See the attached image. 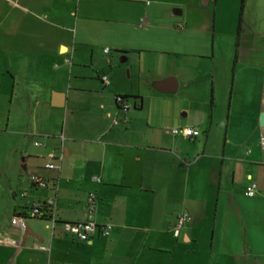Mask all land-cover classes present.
Returning a JSON list of instances; mask_svg holds the SVG:
<instances>
[{"label":"crops","instance_id":"1","mask_svg":"<svg viewBox=\"0 0 264 264\" xmlns=\"http://www.w3.org/2000/svg\"><path fill=\"white\" fill-rule=\"evenodd\" d=\"M153 5L0 0V135L16 124L5 119L13 107L24 111L19 116L27 124L10 149L15 159L4 164H15L16 174L0 192V225L10 216L11 227L21 231L13 218L50 198L61 221H82L94 193L97 224L112 226L108 237L97 232L82 243L29 218L21 241L0 238V264H264V0ZM107 48L123 55L121 62L139 61L142 76L154 74L157 61L168 56L209 52L221 63L211 69L209 97L199 91L180 103L176 95L190 82L175 75H152L155 82L140 89L147 95L131 97L129 89L102 81L116 71L98 60ZM190 68L204 75L197 65ZM169 78L178 79L176 94L154 88ZM117 96L129 100L128 112L117 107ZM186 127L200 136L172 134ZM30 147L35 153L24 158ZM61 150V171H46L48 154ZM36 174L57 187L32 185ZM252 183L258 193L247 198ZM183 213L191 221L176 238Z\"/></svg>","mask_w":264,"mask_h":264},{"label":"rangeland","instance_id":"2","mask_svg":"<svg viewBox=\"0 0 264 264\" xmlns=\"http://www.w3.org/2000/svg\"><path fill=\"white\" fill-rule=\"evenodd\" d=\"M176 1V0H174ZM144 3L148 6L154 7V0H144ZM177 23L182 25L181 19H176ZM179 25V26H180ZM208 54H205L206 56L204 58H199L197 56H188V57H183L179 60H176V56H168L165 57V60L162 61L161 63L158 60L157 65L155 66L154 74L155 77H159V75H175L178 77L179 81L183 82H190L189 88L188 89H181V91L176 95L178 98L179 102L183 101L182 103L187 104L188 99L190 97L195 96L199 91L197 96H206L209 97V91L211 89V84H212V68L214 64H220L221 61H219V56L217 57H212V55L209 52H206ZM122 58H124L123 55H121L119 52L112 51L105 59L100 58L98 59L99 61L104 63V61H108V64L111 63V67L115 69L116 71L114 72V76L111 77L109 83L110 85L113 86H120L124 87L125 89H129L128 93L132 95L131 97H138L139 95L144 96L147 95L146 93H142L140 89H143L144 91L146 90V84L148 82L151 83V85L155 82L157 78H152V75H141L142 70L141 64L139 61L136 62H130V63H123L121 62ZM96 60V61H98ZM183 66L185 65L187 68H178V66ZM190 65H197L198 69H203L204 75L199 76V71L198 70H193L190 68ZM139 66V67H138ZM141 80H140V79ZM177 79V78H176ZM177 79V80H178ZM141 81V82H140ZM143 82V84H142ZM204 93H202V90ZM149 94L154 97H159L157 92H154L152 89L149 90ZM148 98H146L147 101ZM36 104L35 103H30V107H34ZM24 111L13 107L12 113L10 115L7 114L5 116L7 118H10V122L16 123L15 126L10 128L11 133L7 134H1L0 135V192L3 190H6L8 188V183L6 180L7 176H13L15 172V164L9 169L5 167L6 162H8L9 157L10 160L15 159V153H13L10 149L12 145H15L17 142L22 141L23 133L26 130L25 129V124L22 123V119H20V114L23 113ZM58 112H65L64 111H58ZM186 111L182 112L183 114H186ZM17 115V116H16ZM30 115V114H29ZM19 116V117H18ZM4 121V120H2ZM29 122V130L33 129V125L35 123L34 118H30L28 120ZM27 122V123H28ZM39 141V140H38ZM26 153L23 154L22 156L24 158L28 157V154H34L35 150L33 148H29L28 150L25 151ZM24 153V152H23ZM5 164V165H4ZM7 172V173H6ZM3 173V175H2ZM6 173V176L4 175ZM16 174V172H15ZM1 206V205H0ZM11 217L10 216H4L2 219V223L0 225V238L1 239H6L14 242H19L22 240L24 233H22L19 230H14L11 225ZM34 227H36L38 230H40L42 233L46 234L47 232L44 229V225L42 223H37L34 221L32 223Z\"/></svg>","mask_w":264,"mask_h":264},{"label":"built area","instance_id":"3","mask_svg":"<svg viewBox=\"0 0 264 264\" xmlns=\"http://www.w3.org/2000/svg\"><path fill=\"white\" fill-rule=\"evenodd\" d=\"M111 50L109 48L104 50L105 55H109ZM69 63V61H67ZM102 81L104 84H109L108 76H103ZM117 107L122 112H128L130 110L129 100L123 96L116 97ZM174 136H180L188 140H194L200 136V130L195 128H182L174 129L172 131ZM62 143L65 142V137L62 136ZM36 146L40 144L36 142ZM261 146L264 149V136L261 138ZM64 160V153L61 150L59 154L50 153L47 156V163L44 168L49 172H60L62 162ZM30 183L38 188H56L57 184L52 181L49 182L43 175H32L30 176ZM95 182L99 183L98 179H94ZM258 193V186L256 183L250 184L245 190V197L255 198ZM97 203L96 194L92 193L87 198L86 205V216L85 219L79 222H63L58 217L57 201L56 198H50L44 202L34 203L31 211L28 215L16 216L12 220V225L17 227L21 231L25 232L27 229V222L29 218L40 219L47 223L48 229L54 235L58 230L62 235L70 237L75 241L82 243H89L93 237L99 232L105 237H108L111 233L112 226H99L94 218L95 206ZM191 221V217L187 213L181 214L174 228V236L178 238L183 228Z\"/></svg>","mask_w":264,"mask_h":264},{"label":"water","instance_id":"4","mask_svg":"<svg viewBox=\"0 0 264 264\" xmlns=\"http://www.w3.org/2000/svg\"><path fill=\"white\" fill-rule=\"evenodd\" d=\"M175 13L179 15L181 12L176 11ZM123 62H125V60ZM154 88L162 94H176L179 88V84L176 79L169 78V79H165L163 81L155 83ZM260 125L264 127V114H262L260 117ZM28 237H29V234H26L24 237L23 243H25Z\"/></svg>","mask_w":264,"mask_h":264}]
</instances>
